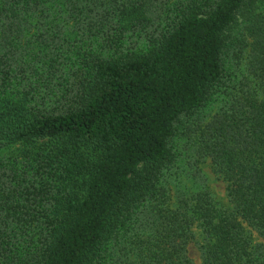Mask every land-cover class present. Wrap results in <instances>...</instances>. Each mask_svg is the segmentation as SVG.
<instances>
[{"label":"trees","instance_id":"16d2710c","mask_svg":"<svg viewBox=\"0 0 264 264\" xmlns=\"http://www.w3.org/2000/svg\"><path fill=\"white\" fill-rule=\"evenodd\" d=\"M170 2L0 0V264H197L192 241L200 264H264V0ZM239 22L248 74L229 84ZM217 93L195 124L228 205L172 203L178 123Z\"/></svg>","mask_w":264,"mask_h":264},{"label":"rangeland","instance_id":"374dc122","mask_svg":"<svg viewBox=\"0 0 264 264\" xmlns=\"http://www.w3.org/2000/svg\"><path fill=\"white\" fill-rule=\"evenodd\" d=\"M171 0L170 5H174ZM173 12L168 10V4L154 7L151 32L166 27ZM232 41L230 42L224 57L226 79L229 84L239 79H244L248 74V50L245 41H241L245 35L244 22H239L234 28ZM149 47V41L145 37H131L127 39L125 49L145 50ZM225 103V95L217 93L214 100L209 103L193 119L183 117L178 123L177 134L173 137L172 146L177 155L175 164L165 173L163 181L172 203H179L181 198H190L199 192H208L219 205H228L226 183L214 171L211 160L200 156L199 131L196 122L208 121L218 112ZM192 118V117H191ZM261 240V239H259ZM189 256L197 264L201 263V251L196 242L188 245Z\"/></svg>","mask_w":264,"mask_h":264}]
</instances>
